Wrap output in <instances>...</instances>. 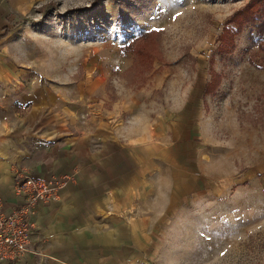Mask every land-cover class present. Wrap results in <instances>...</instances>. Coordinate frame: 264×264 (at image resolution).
<instances>
[{
  "label": "rangeland",
  "instance_id": "1",
  "mask_svg": "<svg viewBox=\"0 0 264 264\" xmlns=\"http://www.w3.org/2000/svg\"><path fill=\"white\" fill-rule=\"evenodd\" d=\"M261 47L264 0H0L6 97L162 136L139 264H264Z\"/></svg>",
  "mask_w": 264,
  "mask_h": 264
},
{
  "label": "crops",
  "instance_id": "2",
  "mask_svg": "<svg viewBox=\"0 0 264 264\" xmlns=\"http://www.w3.org/2000/svg\"><path fill=\"white\" fill-rule=\"evenodd\" d=\"M4 80L0 77L3 209L8 212L22 202L14 190L18 171L33 178L70 180L58 200L36 206L29 251L0 264H139L151 221H146L147 214L153 213L155 221L163 209L162 189L154 188L159 174L146 172L159 159L162 136L148 137L140 123L137 128H115L109 121L69 128L44 94L15 95L6 88V97ZM27 103L21 110L16 106Z\"/></svg>",
  "mask_w": 264,
  "mask_h": 264
},
{
  "label": "built area",
  "instance_id": "3",
  "mask_svg": "<svg viewBox=\"0 0 264 264\" xmlns=\"http://www.w3.org/2000/svg\"><path fill=\"white\" fill-rule=\"evenodd\" d=\"M69 180L66 176L47 180L25 171L16 173L14 190L22 198L21 204L7 212L0 200V263L18 260L29 251L36 206L58 200V192Z\"/></svg>",
  "mask_w": 264,
  "mask_h": 264
},
{
  "label": "trees",
  "instance_id": "4",
  "mask_svg": "<svg viewBox=\"0 0 264 264\" xmlns=\"http://www.w3.org/2000/svg\"><path fill=\"white\" fill-rule=\"evenodd\" d=\"M260 49H261V51L264 53V47H261ZM248 61H249V63H250L251 65H253V66L255 67L256 63H255V61L252 59V57H250ZM263 95H264V93H263Z\"/></svg>",
  "mask_w": 264,
  "mask_h": 264
}]
</instances>
